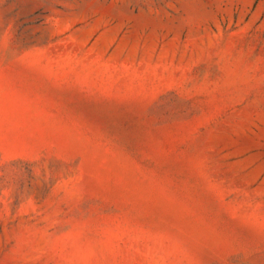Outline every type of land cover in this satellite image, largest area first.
Listing matches in <instances>:
<instances>
[{
  "label": "rangeland",
  "instance_id": "rangeland-1",
  "mask_svg": "<svg viewBox=\"0 0 264 264\" xmlns=\"http://www.w3.org/2000/svg\"><path fill=\"white\" fill-rule=\"evenodd\" d=\"M0 264H264V0H0Z\"/></svg>",
  "mask_w": 264,
  "mask_h": 264
}]
</instances>
